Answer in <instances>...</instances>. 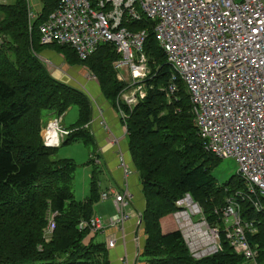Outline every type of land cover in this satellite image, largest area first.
<instances>
[{
    "label": "trees",
    "instance_id": "16d2710c",
    "mask_svg": "<svg viewBox=\"0 0 264 264\" xmlns=\"http://www.w3.org/2000/svg\"><path fill=\"white\" fill-rule=\"evenodd\" d=\"M59 1L41 0L32 30L27 0L0 2L4 39L0 43V264H111L106 243L85 242L91 231L79 228L82 219L94 215L100 200V167L90 159L89 195L77 199L73 191L77 163L72 158L55 159L59 147L47 146L41 134L45 111L62 115L77 107L78 119L62 145L81 140L96 148V139L86 127L93 116L91 97L82 87L52 73L40 56L46 48L63 54L70 65L88 67L106 100L127 115L122 121L145 197V264L249 262L225 234L221 210L230 198L238 202L242 219L254 222L257 231L247 237L258 250L257 261L264 264V196L248 194L239 173L224 182L213 175L219 157L203 147L184 82L179 80V91L172 99L163 90L172 68L153 33V22L145 18L132 22L134 28L149 31L144 52L151 73L145 80V96L131 107L119 99L129 84L117 76L113 64L120 54L114 44L102 43L83 60L67 44L41 43L39 25ZM186 193L201 206L208 222L221 229L222 249L201 259L191 256L179 230L164 232L161 226V219L178 210L176 201ZM255 201L262 203V210L255 207ZM55 212L56 227L46 241L44 230Z\"/></svg>",
    "mask_w": 264,
    "mask_h": 264
},
{
    "label": "built area",
    "instance_id": "2783aa9c",
    "mask_svg": "<svg viewBox=\"0 0 264 264\" xmlns=\"http://www.w3.org/2000/svg\"><path fill=\"white\" fill-rule=\"evenodd\" d=\"M38 14L28 2L29 30ZM143 18L153 22V33L172 68L163 90L172 99L179 91V80L184 82L205 151L219 158H234L248 194L264 196V0H60L39 25L40 41L45 45H70L83 60L102 43L114 44L120 54L114 68L118 78L129 84L119 99L132 107L145 96V80L151 73L144 52L149 31L132 26ZM3 40L0 36V43ZM92 79L97 80L94 74ZM118 111L125 120V112L120 107ZM100 115L101 125L111 132L101 111ZM123 124L127 134V125ZM69 133L55 119L43 128L42 137L47 146L59 147ZM111 140L119 145V138L112 136ZM100 154L97 147L90 159L102 163ZM118 156L126 186L100 194V199L114 197L116 212L106 219L96 214L82 219L80 229L95 233L106 226L122 228L131 218H136V228H144L142 212L131 209L129 171L120 149ZM237 194L245 195L240 191ZM176 204L179 208L171 215L191 256L201 259L220 251V227L208 222L191 194L186 193ZM254 205L263 209L259 201ZM221 212L226 237L234 250L252 264H259L258 250L247 237L257 231L254 222L242 219L233 198ZM55 216L56 212L50 215L44 230L46 241L56 227ZM115 243L111 238L107 248Z\"/></svg>",
    "mask_w": 264,
    "mask_h": 264
},
{
    "label": "crops",
    "instance_id": "0c3cea01",
    "mask_svg": "<svg viewBox=\"0 0 264 264\" xmlns=\"http://www.w3.org/2000/svg\"><path fill=\"white\" fill-rule=\"evenodd\" d=\"M7 1L14 0H0V2L3 3H7ZM40 10H36L35 12H40ZM54 54H57L54 50L46 48L41 52L40 56L45 61L46 59H53ZM47 64L49 67H51L50 62H47ZM87 82L86 88H82L90 95L93 104V116L88 129H90L91 133L96 139V148L99 147L100 149V158L102 163L97 165L102 170V173L105 174L106 181V185L101 187V192L109 189L124 188L126 186L125 170L121 166L118 156V151L120 149L123 153V158L129 171L127 177V186L129 187V190L132 194L131 209L135 212H143L145 207V197L142 192V183L139 172L133 163L129 151L125 126L119 114L118 108L106 100L101 92L97 80L92 79ZM100 111L103 113L102 117L105 118L111 132H108L101 125ZM68 115L69 114L66 113L57 115L54 111H46L43 122L49 123L51 120L58 119L61 126L70 130L71 125L76 122L78 114L73 115L71 118H68ZM112 136L119 138V145L112 143ZM64 156L69 155L58 157L56 151L54 158H65ZM89 190L90 184L85 181L83 183L81 199H85V197L89 195ZM97 206L100 208V211L96 208ZM94 210V214L102 216L105 219L112 216L114 213L109 215L110 212L116 210L114 197L110 196L106 199H100L95 204ZM161 226L164 232L176 230V225L171 214L161 219ZM110 228L113 229L112 232L109 231ZM111 238H114L116 241L114 247L108 248V258L111 264H145V260L140 261V258L142 256V249L145 245L146 235L144 233V229L136 228V218H131L130 220L126 221L122 228L106 226L97 233H90L86 237L85 242L88 243L91 239H93L94 241L96 240L108 243V240Z\"/></svg>",
    "mask_w": 264,
    "mask_h": 264
},
{
    "label": "rangeland",
    "instance_id": "374dc122",
    "mask_svg": "<svg viewBox=\"0 0 264 264\" xmlns=\"http://www.w3.org/2000/svg\"><path fill=\"white\" fill-rule=\"evenodd\" d=\"M29 4L32 6L33 10H40L42 8L41 0H27ZM12 2V1H7ZM63 54H54L53 59H46L45 62H50V70L52 73L57 76L58 78L67 81L75 86L84 87L86 88L87 81L92 80V74L90 73L88 67H83L82 65L68 64L62 56ZM48 65V64H47ZM120 73L124 74L126 71L124 68H121ZM46 112V111H45ZM44 112V118H45ZM68 118H71L73 115L78 114L77 107L70 108L67 112ZM78 119V116H77ZM48 123H44L43 128ZM42 128V130H43ZM42 134V131H41ZM94 149V146L85 143L84 141H75L70 145H62L57 148L58 157L63 155L65 158H72L77 163V168L74 172V181H73V191L77 199L82 198V189L83 183L86 181L90 184L91 173H92V165L88 164L90 159L91 150ZM239 171V164L238 162L232 157H223L219 158L218 164L212 168L213 175L218 179L220 182H224L229 179L232 175L238 173ZM98 180L100 182V188L106 185L105 181V174L102 173V170L97 173ZM99 211L100 208L96 207ZM116 210L110 212L109 215L115 213ZM53 214V213H51ZM109 231H113L110 228ZM94 233V232H91ZM97 233V232H95ZM145 258L141 256L140 261H144ZM245 264H252L251 262H246Z\"/></svg>",
    "mask_w": 264,
    "mask_h": 264
},
{
    "label": "clouds",
    "instance_id": "9594fccd",
    "mask_svg": "<svg viewBox=\"0 0 264 264\" xmlns=\"http://www.w3.org/2000/svg\"><path fill=\"white\" fill-rule=\"evenodd\" d=\"M38 13H39V12H38ZM61 145H62V144H61ZM61 145H60V146H61Z\"/></svg>",
    "mask_w": 264,
    "mask_h": 264
},
{
    "label": "bare ground",
    "instance_id": "6f19581e",
    "mask_svg": "<svg viewBox=\"0 0 264 264\" xmlns=\"http://www.w3.org/2000/svg\"><path fill=\"white\" fill-rule=\"evenodd\" d=\"M70 46V45H69Z\"/></svg>",
    "mask_w": 264,
    "mask_h": 264
}]
</instances>
